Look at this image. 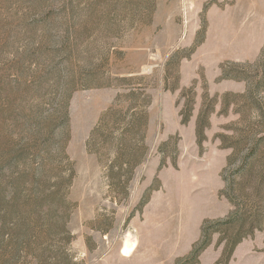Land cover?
<instances>
[{
    "label": "rangeland",
    "instance_id": "1",
    "mask_svg": "<svg viewBox=\"0 0 264 264\" xmlns=\"http://www.w3.org/2000/svg\"><path fill=\"white\" fill-rule=\"evenodd\" d=\"M263 113L264 0H0V161L63 181L9 214L57 264H180L234 209L230 146L247 153ZM218 237L198 264H218ZM228 264H264V229Z\"/></svg>",
    "mask_w": 264,
    "mask_h": 264
},
{
    "label": "trees",
    "instance_id": "2",
    "mask_svg": "<svg viewBox=\"0 0 264 264\" xmlns=\"http://www.w3.org/2000/svg\"><path fill=\"white\" fill-rule=\"evenodd\" d=\"M225 77L231 78L227 75ZM252 94L255 95L256 92L253 91ZM226 107L227 104L223 103V109ZM261 118H264V113ZM63 119L67 124V103L64 105ZM206 126H208L207 123L204 124L201 120L198 122L197 135L200 143ZM245 140L250 145L245 154L242 153L244 149L242 141L240 146L239 144L230 146L234 148V153L228 161V172L233 166L235 168L225 178L226 197L234 209L224 219L203 224L199 241L193 246L190 255L181 260L180 264H198L201 254L212 245L215 234L219 235L217 246L223 247L218 264H228L243 240L252 237L256 231L264 229V130L252 131L247 134ZM237 146L240 147V154ZM58 153L64 161L68 159L66 144L59 149ZM239 156H241L240 161H238ZM44 172L43 166L35 167L32 161L20 162L16 158L5 162L0 161V264H57L59 254L57 255L52 249L53 245L47 242L37 244L38 249L34 251V242L29 238L27 221L9 214L18 196L25 189L30 187L36 190L42 187L43 190L50 192L57 187L60 188L63 182L61 177H56V183L52 186L50 184L52 179L44 182L42 177L40 178V174ZM226 172L227 169L224 174ZM252 180H255L256 187L254 193L250 195L245 193V190L246 186L253 183ZM50 229L52 227L48 224L41 226L39 234H43L44 230L49 232ZM38 250H41V255H36Z\"/></svg>",
    "mask_w": 264,
    "mask_h": 264
},
{
    "label": "bare ground",
    "instance_id": "3",
    "mask_svg": "<svg viewBox=\"0 0 264 264\" xmlns=\"http://www.w3.org/2000/svg\"><path fill=\"white\" fill-rule=\"evenodd\" d=\"M135 249V244L133 243L131 237H127V240L125 242V247L123 249V254L130 255Z\"/></svg>",
    "mask_w": 264,
    "mask_h": 264
}]
</instances>
